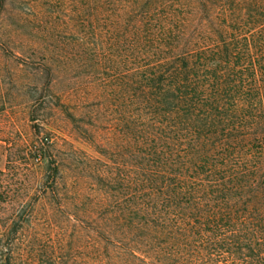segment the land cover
<instances>
[{
  "label": "trees",
  "instance_id": "obj_1",
  "mask_svg": "<svg viewBox=\"0 0 264 264\" xmlns=\"http://www.w3.org/2000/svg\"><path fill=\"white\" fill-rule=\"evenodd\" d=\"M82 5L97 64L125 70L133 159L97 264H264V0Z\"/></svg>",
  "mask_w": 264,
  "mask_h": 264
},
{
  "label": "rangeland",
  "instance_id": "obj_2",
  "mask_svg": "<svg viewBox=\"0 0 264 264\" xmlns=\"http://www.w3.org/2000/svg\"><path fill=\"white\" fill-rule=\"evenodd\" d=\"M88 18L82 0H7L1 10L0 264H97L100 197L125 192V70L97 64Z\"/></svg>",
  "mask_w": 264,
  "mask_h": 264
}]
</instances>
